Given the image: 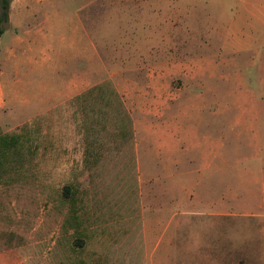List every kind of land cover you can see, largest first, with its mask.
<instances>
[{"label": "rangeland", "instance_id": "374dc122", "mask_svg": "<svg viewBox=\"0 0 264 264\" xmlns=\"http://www.w3.org/2000/svg\"><path fill=\"white\" fill-rule=\"evenodd\" d=\"M0 264H264V0H11Z\"/></svg>", "mask_w": 264, "mask_h": 264}, {"label": "trees", "instance_id": "16d2710c", "mask_svg": "<svg viewBox=\"0 0 264 264\" xmlns=\"http://www.w3.org/2000/svg\"><path fill=\"white\" fill-rule=\"evenodd\" d=\"M11 0H0V36L4 32V26L8 22V11L10 7ZM69 186L63 187V194L67 195L69 193Z\"/></svg>", "mask_w": 264, "mask_h": 264}, {"label": "crops", "instance_id": "0c3cea01", "mask_svg": "<svg viewBox=\"0 0 264 264\" xmlns=\"http://www.w3.org/2000/svg\"><path fill=\"white\" fill-rule=\"evenodd\" d=\"M261 6V4L259 5V7ZM258 7V8H259ZM261 9L263 8V7H260ZM186 255H189V253L187 252V254ZM185 261H190L189 260V258L187 257L186 259H184ZM211 261H213V262H216V263H218V262H223V260L222 259H219L218 257L217 258H213Z\"/></svg>", "mask_w": 264, "mask_h": 264}]
</instances>
